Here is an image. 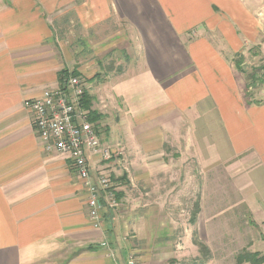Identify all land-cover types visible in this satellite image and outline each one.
<instances>
[{"label":"crops","instance_id":"crops-1","mask_svg":"<svg viewBox=\"0 0 264 264\" xmlns=\"http://www.w3.org/2000/svg\"><path fill=\"white\" fill-rule=\"evenodd\" d=\"M257 21L244 0H0V264H168L162 201L135 222L107 206L96 226L74 165L45 149L25 105L61 84L63 70H81V46L114 37L129 61L89 89L96 123L116 135L102 150L115 145L131 167L158 154L164 166L193 158L228 165L236 179L247 172L236 185L262 237L251 249L264 255V102L247 101L233 63ZM101 157L90 163L103 171ZM164 193L155 196L178 197Z\"/></svg>","mask_w":264,"mask_h":264},{"label":"rangeland","instance_id":"rangeland-1","mask_svg":"<svg viewBox=\"0 0 264 264\" xmlns=\"http://www.w3.org/2000/svg\"><path fill=\"white\" fill-rule=\"evenodd\" d=\"M244 1L258 19L256 30H252V34L250 30L248 31L255 42L248 41L249 38L244 40V33H242L245 52L240 57L237 55L234 58L233 55V63L238 72H240L239 66L241 70H245L240 76L247 101L261 103L264 102V0ZM118 40L116 37L107 39L95 50L81 46V55L75 56L78 61L81 60L79 61L81 70L76 71L86 81V95L91 98V108L87 107L90 111L95 110L92 107L93 99L89 92L93 80L95 84L98 83L100 79H103V74L107 75L114 69L120 71L129 61V56L126 55L127 49L118 46L116 44ZM219 40L217 41L221 44ZM249 49H253L256 55ZM105 128V125L99 124L101 143L106 138ZM115 137L113 130L111 137L105 140L106 142L115 140ZM112 146L116 148L115 145L112 144ZM114 148H111L113 150L111 159L107 161L102 159L101 165L113 176L117 192L122 193L116 212L117 214L122 212L120 215L123 216L130 215L133 218L131 221L135 222L134 215L140 212L144 204L155 205L157 201H162L165 215L163 219L166 222L161 223L162 229L158 232V240L163 243L159 254L163 262L171 264V260L175 259L176 264H193L195 260L200 259V248L194 243V239L203 241L209 246L212 253L211 259H214L217 264H238L236 261L238 254L245 251L254 252L251 249V243L259 240L261 234L247 207L241 202V195L237 189V185L240 184L238 181L243 184L248 175L247 172L244 171L236 179L235 171L228 165L216 163L203 165L193 158L187 161L182 159L183 161L175 167L164 166L163 160H157L161 158L158 154L150 157L153 159L151 162L153 165L131 167L125 164L123 152ZM161 155L168 164L169 157H175L173 151L169 150V145L165 147ZM123 175L126 176L123 177ZM190 181H193L191 194H189ZM169 190L178 197L174 198L171 195L162 200L156 198V192L158 194ZM205 190L209 197L203 199ZM140 193H147L145 195L147 197L141 199ZM196 204H200L201 210L196 224H192L190 218ZM126 209L127 211H123ZM166 217L174 221L169 219L167 221ZM171 227L174 230H171ZM196 227H199L200 231H196ZM169 240L171 243L166 244ZM136 258V254L133 253L132 259L135 262Z\"/></svg>","mask_w":264,"mask_h":264},{"label":"built area","instance_id":"built-area-1","mask_svg":"<svg viewBox=\"0 0 264 264\" xmlns=\"http://www.w3.org/2000/svg\"><path fill=\"white\" fill-rule=\"evenodd\" d=\"M85 95L86 81L70 73L61 84L27 99L25 105L45 149L71 160L88 192V214L98 226L101 210L107 206L115 208L119 201L112 175L96 170L90 163L95 154L109 160L111 153L102 150L99 125L91 120V111L84 104Z\"/></svg>","mask_w":264,"mask_h":264},{"label":"trees","instance_id":"trees-1","mask_svg":"<svg viewBox=\"0 0 264 264\" xmlns=\"http://www.w3.org/2000/svg\"><path fill=\"white\" fill-rule=\"evenodd\" d=\"M241 69L242 68L239 66V70H241ZM241 71H243V70H241ZM70 73L73 75H78V72L76 70L69 71L68 69H65L61 72V77L65 78ZM90 100H91L90 96L85 95V100H84L85 107L91 108V101ZM248 102L252 103L249 100H248ZM101 119H102V115L97 114V112L95 110H91V120L92 121L97 122ZM125 176L126 175H123V177H125ZM112 179H113V176H112ZM121 195H122V193L117 192L118 201L121 198ZM200 210H201L200 204H196L195 210L192 212L191 218H190L192 224H196L197 216H198ZM194 243H196L199 246L201 257H200V259L198 258L197 260H195L193 264H207L212 257V253H211L209 246L205 242L199 241L198 239H194ZM236 261L238 264H242L244 262L249 263V264H264V255L261 254L260 252L245 251L244 253H240L237 255ZM176 263H177V260H175V259L171 260V264H176Z\"/></svg>","mask_w":264,"mask_h":264}]
</instances>
